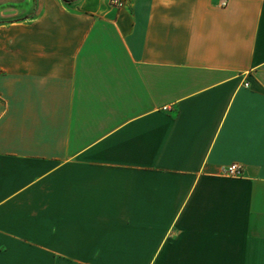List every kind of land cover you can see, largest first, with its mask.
<instances>
[{"label": "crops", "instance_id": "crops-1", "mask_svg": "<svg viewBox=\"0 0 264 264\" xmlns=\"http://www.w3.org/2000/svg\"><path fill=\"white\" fill-rule=\"evenodd\" d=\"M111 1L0 0V264H264V0Z\"/></svg>", "mask_w": 264, "mask_h": 264}, {"label": "built area", "instance_id": "built-area-1", "mask_svg": "<svg viewBox=\"0 0 264 264\" xmlns=\"http://www.w3.org/2000/svg\"><path fill=\"white\" fill-rule=\"evenodd\" d=\"M112 4H118V0H112ZM221 5L226 6L227 0H221ZM224 175L232 178H241L244 176V169L241 165L233 163L224 169Z\"/></svg>", "mask_w": 264, "mask_h": 264}]
</instances>
